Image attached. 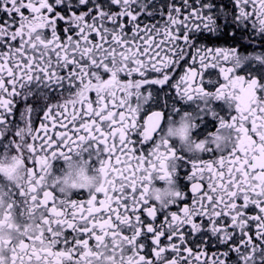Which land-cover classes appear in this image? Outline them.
Returning <instances> with one entry per match:
<instances>
[{
	"label": "snow or ice",
	"instance_id": "snow-or-ice-1",
	"mask_svg": "<svg viewBox=\"0 0 264 264\" xmlns=\"http://www.w3.org/2000/svg\"><path fill=\"white\" fill-rule=\"evenodd\" d=\"M182 115L187 151L165 131ZM11 153L26 183H5L0 227L24 207L37 230L0 264H264V0H0ZM73 153L101 176L86 198L51 179Z\"/></svg>",
	"mask_w": 264,
	"mask_h": 264
},
{
	"label": "clouds",
	"instance_id": "clouds-1",
	"mask_svg": "<svg viewBox=\"0 0 264 264\" xmlns=\"http://www.w3.org/2000/svg\"><path fill=\"white\" fill-rule=\"evenodd\" d=\"M191 115L177 117L173 122H170L166 128V134L172 139L177 141L178 147H183L184 150L194 149L192 143L193 137L191 136ZM221 137L220 143L224 141L230 135L227 129L216 133ZM19 157L15 153H11L7 156L0 157V173H2L6 179L11 180L13 183H26V173L23 166L18 163ZM64 166L57 174L52 169L51 179L55 180L58 187L62 188L65 192H72L83 187L85 190L94 189L101 181V176L93 168L89 162V158L85 154H70V158L63 160ZM176 188L169 182H163L162 185L154 186V190L151 193L153 198L159 196L161 200H169L173 197ZM7 201H5L4 207L6 208ZM40 213H36L38 217ZM12 225L9 228L8 225ZM19 222L13 216L12 219L5 221V224L0 227V240H15L18 237L16 226ZM29 232L35 231V221H31L27 226ZM5 257L7 251H4Z\"/></svg>",
	"mask_w": 264,
	"mask_h": 264
},
{
	"label": "flooded vegetation",
	"instance_id": "flooded-vegetation-1",
	"mask_svg": "<svg viewBox=\"0 0 264 264\" xmlns=\"http://www.w3.org/2000/svg\"><path fill=\"white\" fill-rule=\"evenodd\" d=\"M158 2L162 3V2H164V0H158ZM177 3H179V0H177ZM142 19H145L146 21H149L150 22V19L151 18H142ZM156 19L159 20L160 17L157 16ZM213 43H216L217 45H220V44H224V41H216V42H213V41L209 40V46H211ZM228 43L230 44L231 42L229 41ZM224 46H228V45L227 44H224ZM241 51H245V49H241ZM253 67H255V65ZM165 90L166 91H169V89H165ZM219 108H220V106L218 105L217 106V109L219 110ZM221 114H223V113H221ZM207 119L210 122L209 123V128L212 129V130H214L213 125L215 124V122L211 120V117H208ZM85 155H86L87 158H89L87 153H85ZM0 157H3V156L0 155ZM205 158H207V157H205ZM92 163H95V161L93 160L90 164H92ZM63 166H64L63 159H59L58 158V159H56V160L53 161V171L56 172L57 174L60 172V170L63 168ZM7 181H8V179H6V178H5L4 181H0V193H3V195L0 196V202H3V205L5 204V200L3 199V196H6L7 195V189L5 187V183ZM11 183H13V182H11ZM162 183L163 182H159L158 181V182H156V185L157 186H160V185H162ZM13 184L19 185V184H24V183H13ZM76 191L83 192V193H78L77 195H74L73 198H75V199L86 198V190H84V189L74 190V193ZM7 203H8V201H7ZM19 211H20V213H22V217L19 216V215H14V217L19 222V225L22 228H27V226L32 221V220H30L28 218V210H27V208L21 207ZM214 243L215 242L213 241L209 245L206 246V255H207V258L209 259V261L211 260L213 253L218 251V249L213 246ZM203 247H205V246H202V248ZM223 250L224 249H222V248L219 249V251H223ZM202 259H203V257H202Z\"/></svg>",
	"mask_w": 264,
	"mask_h": 264
}]
</instances>
